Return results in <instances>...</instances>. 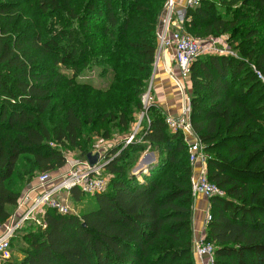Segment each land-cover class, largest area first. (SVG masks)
Instances as JSON below:
<instances>
[{
  "label": "trees",
  "instance_id": "16d2710c",
  "mask_svg": "<svg viewBox=\"0 0 264 264\" xmlns=\"http://www.w3.org/2000/svg\"><path fill=\"white\" fill-rule=\"evenodd\" d=\"M166 2L34 0L51 22L44 35L29 34V24L13 36L0 29V227L26 175L64 168V151L82 148L81 137L88 144L97 135H130L151 81ZM17 9L0 0V15ZM185 17L188 35L226 36L236 54L203 55L190 67V123L207 157V179L224 193L209 199L204 240L214 245L215 264H264V83L255 72L264 77V0H201ZM29 50L74 77L63 83L56 74L48 83L50 71L34 74L39 67L29 65ZM85 67L101 78L111 74L113 83L105 91L78 85L75 74ZM147 116L131 144L105 155L110 180L87 200L92 208L46 211L44 228L29 225L15 235L10 246L17 238L22 246L4 264H197L187 143L155 104ZM146 150L153 161L133 173ZM19 161L26 167L20 174ZM70 195L72 203L84 202L77 189Z\"/></svg>",
  "mask_w": 264,
  "mask_h": 264
},
{
  "label": "built area",
  "instance_id": "2783aa9c",
  "mask_svg": "<svg viewBox=\"0 0 264 264\" xmlns=\"http://www.w3.org/2000/svg\"><path fill=\"white\" fill-rule=\"evenodd\" d=\"M201 0H187L183 9H176L174 0H167L165 4V24L163 30L158 32V54L167 48L173 50V60L178 69V78H173L182 99V109L178 116H165V124L171 132H181L184 140L193 139L188 144V161L192 167L191 191L195 198L203 196L224 197V193L208 181L206 172V155L197 136L194 134L190 123V96L186 92V83L190 82V67L192 63L203 55L236 54L230 51L229 46L223 45L217 39L202 42L188 35L184 30L186 22L185 11L187 8L198 7ZM258 78L264 83V77L255 71ZM154 104L149 95L144 96V111L133 133L123 140L124 146L131 144L141 128L142 121L149 123L147 112ZM118 154V153H117ZM116 154V155H117ZM98 161L91 166L86 158L70 161L66 158L64 168L55 175L40 173L34 182L22 192L13 213L7 222L1 226L0 235V262H6L11 257V241L15 235L26 226L44 228L43 216L46 211L54 210L58 214H73L70 192L77 189L82 195L94 197L103 194L110 180V175L105 171L107 164L105 155L99 154ZM115 155V156H116ZM196 165H199L195 170ZM210 219L209 214L205 221ZM193 254L197 264H215L214 245L204 238L196 240L193 244Z\"/></svg>",
  "mask_w": 264,
  "mask_h": 264
},
{
  "label": "rangeland",
  "instance_id": "374dc122",
  "mask_svg": "<svg viewBox=\"0 0 264 264\" xmlns=\"http://www.w3.org/2000/svg\"><path fill=\"white\" fill-rule=\"evenodd\" d=\"M13 2L17 3L18 9L14 14L8 15L7 13L5 15H0V29L3 27L7 28V31L10 35H17L20 31L23 30L25 25H34V29L31 28L29 34L35 35L36 33H40L41 35H44V32L46 31V28L51 25L50 20H45L43 17H40L36 8H35V3L34 0H13ZM164 14H165V9H164ZM19 15V17H17ZM20 19H22L20 22ZM38 20L41 22L42 25L37 26L39 23ZM198 40L202 42H209L211 39H217V41L223 45H227L226 43V36H219V37H209L206 39H199ZM27 49V48H26ZM28 51V49H27ZM230 51L234 53V51L230 48ZM29 57H31V64L29 65H38V69L34 70V74L36 73H44L45 69L50 71L49 79L47 80L48 83L55 77L54 75L60 74L62 75V82L66 83V80L70 77L73 76L72 70L70 69H63L60 66H55L52 62L51 57H40L39 55L35 54L33 51L29 50ZM28 59V58H27ZM100 71L96 68H82L78 70L77 74H75V83L78 85L81 84H86L90 85L93 89L95 90H102L105 91L108 89V87L113 83L112 81V75L109 74L105 78L100 77ZM74 77V76H73ZM65 78V79H64ZM151 91L150 87V82L149 85L146 88V91L144 94L141 96L140 100L142 103V107L144 108L145 106L143 105L144 101V96L149 95ZM151 96V94H150ZM144 111L141 110L139 113L135 115L134 122L131 124V133H133L134 128L137 127V123L140 121L141 114ZM115 132V131H114ZM5 132H2L4 134ZM130 133V134H131ZM128 137V136H121L117 135L116 133L113 134V137L110 139H104L102 136H93L91 143L89 142L88 144L85 143V138L81 137L80 138V143L82 148L79 150H74V151H69L65 150L64 155L66 158H69L70 161H77L83 159V156L81 155L82 151H85L87 153H92V154H102V155H107L110 154L111 151L114 149H117L120 147L122 144L123 140ZM147 153H151V151L146 150L144 153L141 154L136 166L138 165L139 161L141 158L146 155ZM86 158V157H85ZM135 166V167H136ZM134 167V168H135ZM24 170H26V167L22 161H19L18 166H17V173H21ZM134 170V169H133ZM57 173V172H56ZM40 174L38 172H34L33 174L26 175L24 178V188L22 189L23 191L25 188H28L35 180L37 175ZM55 175V173L53 174ZM30 181V182H29ZM22 184V185H23ZM90 199L89 196L83 195V201L80 204H75L72 203V208H73V214H80L82 211H87L92 208V204H90L87 200ZM22 245L19 242V238H17L12 247L11 250H13L12 254H16L17 250L19 249L18 247H21ZM18 256V254H17ZM12 257V256H11ZM10 257V261L13 259V257Z\"/></svg>",
  "mask_w": 264,
  "mask_h": 264
},
{
  "label": "crops",
  "instance_id": "0c3cea01",
  "mask_svg": "<svg viewBox=\"0 0 264 264\" xmlns=\"http://www.w3.org/2000/svg\"><path fill=\"white\" fill-rule=\"evenodd\" d=\"M176 9H183L186 6L187 0H174ZM165 24V14L162 13L158 32L163 30ZM178 69L173 60V50L167 48L159 53L158 58H156L154 69L150 81L151 87V98L153 103L164 113V116H178L182 109V99L178 87L174 83L173 78H178ZM186 92L191 98L192 90L191 83H186ZM144 122V120H143ZM193 139H188L186 141L187 146ZM199 165H196L195 170H197ZM28 188H25V190ZM24 190V191H25ZM209 199L203 196H196L192 205V248L196 240H200L205 237L206 231V217L209 214ZM2 231L0 228V235ZM13 250H11L12 254ZM194 255V254H193ZM195 258V256H193ZM0 264H4L0 262Z\"/></svg>",
  "mask_w": 264,
  "mask_h": 264
},
{
  "label": "water",
  "instance_id": "95a60500",
  "mask_svg": "<svg viewBox=\"0 0 264 264\" xmlns=\"http://www.w3.org/2000/svg\"><path fill=\"white\" fill-rule=\"evenodd\" d=\"M98 157V154L88 153L86 155V160L91 166H93L97 163ZM153 159V153H147L146 155H144L139 161L138 165L134 168L133 173H138L139 171H141L143 168L148 166L153 161Z\"/></svg>",
  "mask_w": 264,
  "mask_h": 264
}]
</instances>
